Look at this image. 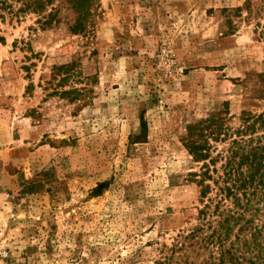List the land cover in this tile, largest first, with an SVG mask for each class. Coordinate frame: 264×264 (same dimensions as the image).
<instances>
[{"label": "rangeland", "instance_id": "obj_1", "mask_svg": "<svg viewBox=\"0 0 264 264\" xmlns=\"http://www.w3.org/2000/svg\"><path fill=\"white\" fill-rule=\"evenodd\" d=\"M244 1L54 0L49 25L0 18V264H153L197 222L185 135L264 110Z\"/></svg>", "mask_w": 264, "mask_h": 264}, {"label": "trees", "instance_id": "obj_2", "mask_svg": "<svg viewBox=\"0 0 264 264\" xmlns=\"http://www.w3.org/2000/svg\"><path fill=\"white\" fill-rule=\"evenodd\" d=\"M70 2L76 8L78 0ZM53 3L0 0V18L33 12L49 25ZM235 10L246 12L264 39V0H245ZM185 145L198 165L188 173L199 187L197 222L164 244L153 264H264V110L243 112L235 127L210 114L192 125Z\"/></svg>", "mask_w": 264, "mask_h": 264}]
</instances>
